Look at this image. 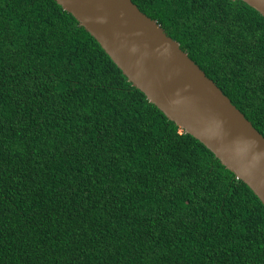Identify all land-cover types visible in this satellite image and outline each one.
<instances>
[{"label": "trees", "instance_id": "obj_1", "mask_svg": "<svg viewBox=\"0 0 264 264\" xmlns=\"http://www.w3.org/2000/svg\"><path fill=\"white\" fill-rule=\"evenodd\" d=\"M132 1L264 136V17ZM0 264H264V206L55 0H0Z\"/></svg>", "mask_w": 264, "mask_h": 264}, {"label": "water", "instance_id": "obj_2", "mask_svg": "<svg viewBox=\"0 0 264 264\" xmlns=\"http://www.w3.org/2000/svg\"><path fill=\"white\" fill-rule=\"evenodd\" d=\"M131 84L208 148L264 206V136L178 41L132 0H55ZM264 17V0H242Z\"/></svg>", "mask_w": 264, "mask_h": 264}]
</instances>
